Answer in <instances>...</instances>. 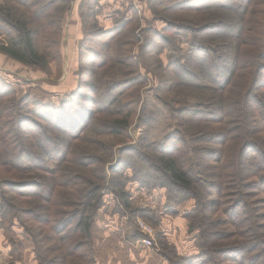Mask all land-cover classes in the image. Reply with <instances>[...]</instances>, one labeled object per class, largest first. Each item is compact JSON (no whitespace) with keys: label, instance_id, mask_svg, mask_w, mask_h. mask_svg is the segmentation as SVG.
Returning <instances> with one entry per match:
<instances>
[{"label":"trees","instance_id":"1","mask_svg":"<svg viewBox=\"0 0 264 264\" xmlns=\"http://www.w3.org/2000/svg\"><path fill=\"white\" fill-rule=\"evenodd\" d=\"M72 2L2 0L0 53L22 65L47 71L51 62L59 60L61 23ZM152 12L153 22L165 24L161 33L183 30L194 40L180 59L168 57L163 72L172 76V83L163 86L160 81L156 88L164 110L182 119L175 121L173 136L164 134L156 145H144L153 154L144 155L145 163L178 195L194 201L192 213L187 216L189 231L199 229L207 238V243L199 246L200 257L217 254L221 264H244L237 261L239 256L264 247V236L259 237L261 231L257 229L264 201H256L264 190V0H184L163 10L153 8ZM182 13L188 16L176 15ZM88 16L81 15L82 25H92ZM122 29L134 35L131 27L125 25ZM154 35L161 38L159 33ZM174 52L180 53L176 49ZM182 63L189 64L190 69ZM4 85L0 79V86ZM118 88L109 90L112 96L108 106L116 108L108 112L103 123L101 117L107 109L102 105L93 118L79 122L72 99L40 113L39 117L61 137L45 135L38 146L33 140L23 147L3 145L1 141L11 132L4 122L1 124L0 226L10 227L15 220L27 222L36 224L42 234L46 233L42 227H48L51 238L59 243L56 252L60 257L49 264H95L91 226L101 207V191L109 181L104 171L106 161L90 153L73 161L78 149L73 134L81 124L92 120V126L102 123L107 136H127L133 113H123L128 95L127 90ZM185 88L190 99L180 96ZM165 92L174 94L169 98ZM137 95L134 90L130 96ZM6 97L0 91L2 114L21 110V103L14 98L3 100ZM6 116L13 120L11 113ZM15 125L18 128L22 123L15 119ZM168 137L172 143H163ZM41 138L43 131L33 137ZM53 155L58 157L54 161L57 166L51 168L47 159ZM95 164L99 174L93 180L95 170L90 168ZM6 190L11 191V197L7 198ZM22 190H27V195L19 193ZM51 205L55 209L44 212ZM242 214L245 231L226 233L222 229L236 225ZM34 244L38 247L36 258L43 264V248L37 240Z\"/></svg>","mask_w":264,"mask_h":264},{"label":"rangeland","instance_id":"2","mask_svg":"<svg viewBox=\"0 0 264 264\" xmlns=\"http://www.w3.org/2000/svg\"><path fill=\"white\" fill-rule=\"evenodd\" d=\"M183 1L73 0L70 12L61 23L59 60L51 62L47 71L22 65L0 53V79L5 83L0 86V91L7 95L3 100L14 98L21 103L20 111L7 112L12 114L13 120L9 121L7 114L0 112V128L4 122L11 132L1 141L3 145L23 147L33 140L38 146L45 135L61 137L39 116L49 109H57L63 100H73L76 117L83 123L93 118L102 105L107 109L101 117L103 123L108 112L116 108L108 106L112 96L110 88L127 90L122 111L133 113L127 136H107L102 123L92 126V120L81 124L73 134L78 148L71 158L73 161L79 160L83 153L106 161L104 171L109 181L101 191V207L91 226L95 264H221V256L217 254L200 257L199 246L207 243V238L199 229L189 231L187 216L192 213L194 201L178 195L144 160V155H153L144 145H156L164 134L173 136L177 129L175 121L182 119L172 117L164 110L157 99L156 88L160 81L163 86L172 83V76L163 72L169 64L168 57L180 59L187 54L194 40L193 35L183 30L161 33L165 24L153 22L152 11ZM87 14L92 27L82 25L81 15ZM176 15L188 16L187 13ZM194 17L199 21V17ZM125 25L135 30V36L125 34L122 29ZM37 30L39 34L43 31L40 25ZM149 31L159 33L161 38ZM162 39H166V43ZM175 49L181 54H176ZM182 65L190 69L189 64ZM182 79L186 78L182 76ZM134 90L138 95L130 96ZM165 93L169 98L174 94ZM180 96L190 99L191 95L185 88ZM15 119L22 123L21 127H16ZM40 131H43V138L34 140V135ZM170 139L168 137L163 143H172ZM53 142L57 143L56 140ZM57 159L53 155L51 160L47 159V165L56 167L54 161ZM96 167L95 164L90 168L95 170L91 174L93 180L99 174ZM113 167L116 169L111 173ZM5 193L7 198L12 196L10 190ZM19 193L27 195L28 191ZM256 201H264V190ZM261 207V222L257 226L261 231L259 237L260 234L264 236V204ZM54 209L51 205L44 212ZM243 217L244 214L233 227L222 229L226 233L245 231L246 224L241 223ZM245 218L249 219V216L245 214ZM37 227L16 220L10 227L0 226V264H40L35 254L36 240L43 248V264L60 258L56 252L59 243L51 238L49 228L42 227L46 232L42 234ZM250 228L253 225L250 224ZM38 234L39 239L35 240ZM263 253L261 246L253 254L245 252L237 261L253 264L254 260V264H264Z\"/></svg>","mask_w":264,"mask_h":264},{"label":"built area","instance_id":"3","mask_svg":"<svg viewBox=\"0 0 264 264\" xmlns=\"http://www.w3.org/2000/svg\"><path fill=\"white\" fill-rule=\"evenodd\" d=\"M148 245H149V243H148Z\"/></svg>","mask_w":264,"mask_h":264}]
</instances>
